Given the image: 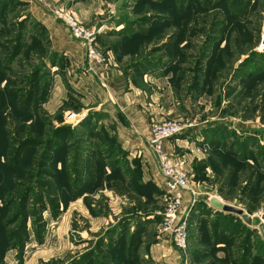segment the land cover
<instances>
[{"label": "rangeland", "instance_id": "rangeland-1", "mask_svg": "<svg viewBox=\"0 0 264 264\" xmlns=\"http://www.w3.org/2000/svg\"><path fill=\"white\" fill-rule=\"evenodd\" d=\"M16 1L22 4L9 9L10 19H24L29 5ZM38 1L51 14L69 8L85 26L100 27L97 48L105 57L132 69L149 94L164 87L172 97L175 115L155 122L183 128L172 152L186 160L198 195L191 199L196 211L181 210L188 263L264 264L260 227L234 213L217 216L210 204L216 198L238 206L264 224V0H123L118 16L119 0H89V20L71 7L86 0ZM97 16L106 23L96 26ZM38 23L29 22L31 48L12 63L3 57L7 24L0 23V95L5 88L9 95L0 98V264H154L146 255L154 237L163 240L165 185L126 166L125 152L105 142V126L94 130L95 116L73 117L81 104L71 84L69 97L53 106L64 76L50 71L43 54L53 50ZM43 61L50 66L40 82L52 81L56 97L43 103L36 94L31 112L16 111L25 103L16 91ZM55 135L66 141L54 155ZM107 152L117 153L118 166ZM94 157L99 163L90 165Z\"/></svg>", "mask_w": 264, "mask_h": 264}, {"label": "crops", "instance_id": "crops-1", "mask_svg": "<svg viewBox=\"0 0 264 264\" xmlns=\"http://www.w3.org/2000/svg\"><path fill=\"white\" fill-rule=\"evenodd\" d=\"M21 1H25L29 5L28 11L32 18L47 28L53 52H59L60 55H63L62 64L51 68L57 70L60 68L64 76L61 78L58 75L63 84L56 88L59 99L54 101L53 106L58 108L59 104L67 98L66 96L69 97L65 85L66 82L71 84L80 97L81 104L79 111L74 113L73 117L79 115V119H81L89 113H96L94 115L96 117L94 130L105 126L108 131L106 138L116 143L120 150L125 152L126 166L137 165L141 167L142 176L145 180H152L161 188L164 185L166 187V179L148 141L151 137L153 122L175 115L172 97L168 93L166 96L167 90L165 91L163 87L164 91L149 94L130 74L132 69L126 71L112 57L108 65L89 61L83 42L73 38L68 29L55 19L48 8L39 1ZM87 1L89 0H86L85 3L73 1L71 7L73 9L78 8V13L84 14L83 17L89 20L94 16V12ZM80 7L81 10H79ZM95 19L98 20L96 26L106 23V19L101 18L99 20L98 16ZM55 80L57 81V78ZM156 80L164 84L161 76ZM52 88L48 98L49 103L56 97V94L52 97ZM67 110L71 109L67 108ZM67 110L65 109V111ZM177 140L180 141L178 138L174 142H172L173 140L167 141L166 148L170 151L175 150L176 146L179 145ZM191 199V194L184 192L182 207L189 206L190 212L196 211V209H192ZM146 256L154 264H190L186 254L176 249L168 237L163 238V240H157L154 237Z\"/></svg>", "mask_w": 264, "mask_h": 264}, {"label": "built area", "instance_id": "built-area-1", "mask_svg": "<svg viewBox=\"0 0 264 264\" xmlns=\"http://www.w3.org/2000/svg\"><path fill=\"white\" fill-rule=\"evenodd\" d=\"M52 14L68 29L73 38L83 42L89 61L110 64V58L105 57L97 48L98 35L101 33L100 27L85 26L77 14L69 8L54 7ZM182 129L174 121L153 122L148 144L154 151L161 172L166 179V191L163 197L164 210L160 212L162 221L158 229V237H168L176 249L185 252L188 247L189 231L186 222L181 220L183 195L184 192H189L193 200H196L198 195L190 185L186 160L166 148V142Z\"/></svg>", "mask_w": 264, "mask_h": 264}, {"label": "trees", "instance_id": "trees-1", "mask_svg": "<svg viewBox=\"0 0 264 264\" xmlns=\"http://www.w3.org/2000/svg\"><path fill=\"white\" fill-rule=\"evenodd\" d=\"M15 2L18 3V4H22V3H20V2H18L16 0H0V23L4 24V26L7 24L3 31L6 32L5 36L8 37V38H5L4 40L1 39L2 41H4V42H2V46H5L6 48H8V49H6L8 51L5 53V55L3 57H5V60L7 59V61H9L8 63H12L17 57L20 56L21 53H24L26 47L27 48H29V47L31 48V45H27L26 41H27V37H28V33H29V22H31L33 18L31 16V13L29 11H27L25 14H24V12L21 13V14H24V17H25L24 19H20L23 16L22 15L21 17H16V18L11 20L10 16H9V13H10L9 9H10V11L12 10L13 12L16 10V9H13L15 7V5H16ZM37 23H38V21H37ZM38 25L42 26L43 24L38 23ZM0 31H2V30H0ZM46 31H47V29H46ZM13 34H15V35L13 36ZM38 48H39V46H38ZM41 48H42V46H41ZM28 54H30V53H28ZM51 54L47 53V54H43V56H48L49 55V57H50V61L49 62H50L52 67L53 66H57V65L60 66L62 64V62H63V60H62L63 59V55H60V57L57 58L58 57V53L53 52ZM43 58L46 59L45 57H43ZM47 62L48 61H43L42 62L43 65L42 66H35V67L33 66L31 68V71H30L31 73H30V76L28 78L29 84H25V83L22 82V85H20L22 89L19 90V91H16V92H19V94H22V96L25 94V96H24L25 97L24 105L22 103H20L19 106H18V109H16V111L17 110H21V111H26V112L30 111L31 112V109H32L33 105L36 103V101H34V97H36V94L40 95V93H41L42 94L41 97H46V98H42L43 99L42 100L43 103L49 98L48 96H49L50 91H51L50 89H51V82L52 81H50V80L46 81L45 80L44 84H42L40 82L44 76H47V75H44V70H43L44 68H49L50 65L48 66ZM50 71H51V68H50ZM5 89H4L5 93L3 94V96L0 95L1 99H3V98L5 99V96L9 97V95L6 94V90ZM0 93L2 94V90L1 89H0ZM37 99H38V97H37ZM95 114L96 113L92 112V113H89L88 115L89 116H94ZM82 125L84 127L86 126L85 123L82 124ZM56 135L54 136V139H52V141L55 140V141H57V143L53 142L52 149H49V150H51L53 152L54 155H55L56 149L57 148H61L63 145H65V141H66V138L63 139V136L60 137V136H56ZM60 141H63V142L60 143ZM105 142H110V141L109 140L108 141L105 140ZM111 142H113V141H111ZM109 149H114V147L110 146ZM117 149L120 150V148L118 146H117ZM115 154H117V153H115V152H113V153L112 152H107L105 154V156L107 158V161L109 162L110 166L113 163H115L114 165H116V166L119 165L120 161H116L117 160V158H116L117 156L113 157V156H115ZM87 158H89V157H87L86 154H84V156L81 157V159H87ZM62 163L65 165L66 158L63 160ZM98 163H99L98 160L97 159L95 160V157H94V164L91 163L90 165H97ZM214 210H215L214 212L216 213L217 216H227V214H233L231 212H224V211H220L218 209H214ZM233 216H236L238 218L239 222H241V217L240 216H238L237 214H235ZM230 217H232V216H230ZM242 225H243V223H242Z\"/></svg>", "mask_w": 264, "mask_h": 264}, {"label": "water", "instance_id": "water-1", "mask_svg": "<svg viewBox=\"0 0 264 264\" xmlns=\"http://www.w3.org/2000/svg\"><path fill=\"white\" fill-rule=\"evenodd\" d=\"M122 3H123V0H119L117 2V9H116L117 16L119 15V6ZM210 204L220 211L231 212V213L237 214L238 216L241 217V219L244 221V223H246L248 225L260 227L261 232L264 236V224L262 223V220L260 217L252 215L249 212L245 211L244 209H242L238 206L223 203L222 201H220L216 198L211 199Z\"/></svg>", "mask_w": 264, "mask_h": 264}]
</instances>
